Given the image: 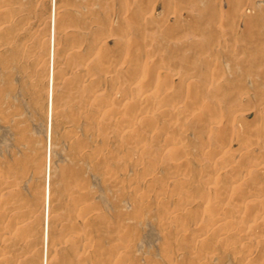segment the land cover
I'll use <instances>...</instances> for the list:
<instances>
[{"label":"rangeland","instance_id":"rangeland-1","mask_svg":"<svg viewBox=\"0 0 264 264\" xmlns=\"http://www.w3.org/2000/svg\"><path fill=\"white\" fill-rule=\"evenodd\" d=\"M122 1L0 0V264H264V0Z\"/></svg>","mask_w":264,"mask_h":264},{"label":"bare ground","instance_id":"bare-ground-1","mask_svg":"<svg viewBox=\"0 0 264 264\" xmlns=\"http://www.w3.org/2000/svg\"><path fill=\"white\" fill-rule=\"evenodd\" d=\"M126 0H123L122 3L120 4V9H125L126 7ZM54 8V7H53ZM52 12V11H51ZM213 19H221V15L216 13L214 16H213ZM52 20V19H51ZM43 24V23H42ZM54 42H55V38H54V21L52 20L51 23H50V27H49V43H48V52H49V61H48V82H47V118L50 120V117H51V109H52V89H53V80H52V71H53V59H52V54H53V49H54ZM129 72L130 74L132 75H139V74H144L146 72V65L145 63L143 64H139L137 66H131L129 67ZM78 74V73H77ZM145 79V78H144ZM145 81V80H144ZM88 82V81H87ZM145 83L147 84L148 82L145 81ZM112 92V91H111ZM167 96V95H166ZM169 97V96H168ZM167 97V99H168ZM126 99L125 98H120L118 100V102H125ZM117 102V103H118ZM127 103H130L131 101H126ZM134 103V102H133ZM109 111V114L110 115H114L115 114V111L113 110H108ZM165 114V113H164ZM215 118V117H214ZM124 121V120H123ZM50 122V121H49ZM126 122V121H125ZM131 124V123H130ZM132 125V124H131ZM131 125H127L125 126V129L126 130H129ZM50 128V127H49ZM50 130V129H49ZM125 133V132H124ZM133 133V132H132ZM133 135V134H132ZM49 136V135H48ZM163 136V133H158V137H162ZM129 137V135H128ZM157 137V138H158ZM131 138V137H130ZM170 140H164L162 145L164 147H169L171 145H175L172 141L169 142ZM51 143V142H50ZM221 144L217 145L218 147L214 148L212 151H210V155L213 156V157H219L220 155H222V152H223V147L220 146ZM48 145L46 146V156H45V171H44V175L45 177L47 176V172H48V176L49 177V150H48ZM177 148V147H176ZM244 158V157H243ZM16 160V159H15ZM2 161V160H1ZM17 161V160H16ZM17 163V162H16ZM182 166V162L181 161H178L176 164H174V167L175 168H180ZM1 177V176H0ZM44 182V181H43ZM7 184V189L5 188V190H7L5 193H7V195L10 197V198H13L16 196L15 194V187L17 186L16 185V182L13 180L9 181ZM45 186V185H44ZM2 193V192H1ZM223 194V193H222ZM224 195V194H223ZM49 196H50V190H49V185L46 187H44L43 189V192L41 194V205H42V208H43V217H44V223H43V239L44 240H48V225H49V216H48V199H49ZM248 197V196H247ZM75 199H73L74 201ZM9 202V201H8ZM77 201H75L76 203ZM183 202V200L181 201ZM180 202V203H181ZM182 204V203H181ZM185 203H183L184 205ZM80 206V205H79ZM12 208V207H10ZM87 208V207H86ZM79 210V209H78ZM80 213L81 215L84 216V214L87 212L84 207L83 208H80ZM20 216L19 213H15L14 212V209L12 208L10 210V212L7 210H2L0 211V244L2 242H5L6 240H9L11 238H13L15 236L14 239L18 240V239H21V237L23 236V231L25 230V228H20L18 226V217ZM225 217H221V216H218L216 218V224L218 225H221L223 223V221H225ZM260 225V224H258ZM258 225L256 227H254V229L257 230L258 228ZM74 226V225H73ZM228 226V225H226ZM29 227V226H28ZM22 230V231H21ZM242 232V231H241ZM206 234V232H204ZM208 233V232H207ZM207 235V234H206ZM208 236V235H207ZM196 239V238H195ZM14 241V240H13ZM252 250V249H250ZM251 252V251H250ZM2 255V254H0ZM250 255V254H249ZM247 255V256H249ZM46 261V260H45Z\"/></svg>","mask_w":264,"mask_h":264}]
</instances>
